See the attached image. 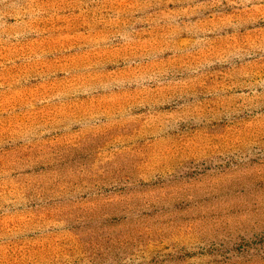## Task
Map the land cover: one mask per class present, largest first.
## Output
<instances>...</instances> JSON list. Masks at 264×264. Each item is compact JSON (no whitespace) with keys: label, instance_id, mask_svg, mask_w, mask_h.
I'll list each match as a JSON object with an SVG mask.
<instances>
[{"label":"rangeland","instance_id":"374dc122","mask_svg":"<svg viewBox=\"0 0 264 264\" xmlns=\"http://www.w3.org/2000/svg\"><path fill=\"white\" fill-rule=\"evenodd\" d=\"M0 264H264V0H0Z\"/></svg>","mask_w":264,"mask_h":264}]
</instances>
